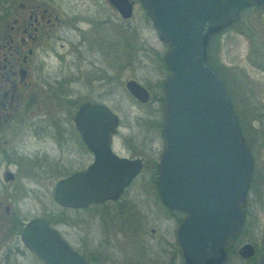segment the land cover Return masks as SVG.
Wrapping results in <instances>:
<instances>
[{"label": "flooded vegetation", "instance_id": "obj_1", "mask_svg": "<svg viewBox=\"0 0 264 264\" xmlns=\"http://www.w3.org/2000/svg\"><path fill=\"white\" fill-rule=\"evenodd\" d=\"M128 2L130 12L124 16L109 0L89 3L81 0H0V161L37 167L48 164L63 169L52 182L49 204L39 202L38 210L36 206L25 210V201L31 198L30 187L7 188L5 185L14 179V174L6 163L0 183V189L3 188L0 191V264H44L21 236L25 223L33 218L53 228L70 247L82 253L89 264H186L176 232L187 213L167 206L159 194L157 174L162 148L155 154L153 150L135 151L132 145L124 144L119 139V116L106 101L111 91H107L104 84L111 80L118 84L121 81L122 52L129 51L130 66L136 64V26L130 25L128 38L122 23L132 19L137 3L149 19L140 0ZM259 8H264V3L243 7L236 19L213 32L209 40L232 26L244 11ZM219 74L224 82L220 71ZM128 79L131 77L124 80V87L130 94L125 86ZM148 98L149 90L144 102ZM161 99L163 101V96ZM64 102L70 106L68 113H42V105L50 109V105ZM83 102L105 104L116 113L117 126L110 136L109 149L119 157L138 158L140 166L115 197L77 207L64 206L53 198L55 181L86 168L94 160L93 150L74 120ZM46 130H50L54 138L52 160L41 153L40 147L27 154L35 161L20 160L19 155H24L25 147L14 144V138L24 135L25 131L39 135ZM248 148L253 158L249 145ZM141 174L143 178L135 182ZM252 176L253 170L242 203L241 226L223 244L224 258L213 264H225L234 253L243 260L258 254L256 264H260L264 225L258 244L249 239L234 243L243 224L248 219L252 222L254 217H247L245 207ZM33 198L38 200L35 194ZM38 238L42 239L40 232L35 234V241ZM243 243L253 247L248 257L237 253Z\"/></svg>", "mask_w": 264, "mask_h": 264}, {"label": "water", "instance_id": "obj_2", "mask_svg": "<svg viewBox=\"0 0 264 264\" xmlns=\"http://www.w3.org/2000/svg\"><path fill=\"white\" fill-rule=\"evenodd\" d=\"M109 1L122 15L129 14L128 0ZM140 2L158 38L167 44L159 194L167 206L187 213L176 232L186 264H213L224 258L223 244L241 226L253 158L223 80L207 60L206 48L209 36L236 19L243 7L264 0ZM125 86L138 101L147 99L148 90L137 80L128 79ZM117 119L105 104L83 102L78 106L76 128L93 150L94 160L55 181L57 203L77 207L113 198L138 171V158L119 157L109 149ZM37 232L42 234L40 241H35ZM21 236L44 264H89L39 218L25 223ZM237 253L248 257L253 247L243 243ZM259 262L264 264V233Z\"/></svg>", "mask_w": 264, "mask_h": 264}, {"label": "rangeland", "instance_id": "obj_3", "mask_svg": "<svg viewBox=\"0 0 264 264\" xmlns=\"http://www.w3.org/2000/svg\"><path fill=\"white\" fill-rule=\"evenodd\" d=\"M81 1L89 3L91 0ZM131 24L136 26L137 31L136 64L134 67L130 66L129 51L126 54L122 52L121 81L118 84L111 80L104 84V88L111 91V95L106 96V101L119 116V139L126 145H132L135 151L153 150L152 152L155 151L156 154L163 145L161 97L162 80L168 74L163 61V52L167 44L158 38L157 30L144 15L138 3L132 19L122 23L128 38ZM208 46V52L221 72L227 92L232 97V106L238 114L242 136L254 158L252 185L245 205L247 217L251 218L252 215L254 217L252 222L248 219L243 224L242 231L234 243L240 244L243 240L249 239L258 244V236L264 225V8L241 13L232 26L213 35ZM58 50L63 49L58 47ZM127 77L134 78L149 90L146 102H137L130 96L124 87V80ZM42 107V113L48 114H66L70 109L65 102L50 105V109H46L47 105ZM14 142L25 147L24 155H19L22 161H35L27 154L37 147L43 150L41 153L46 155L49 161L52 160L51 156L54 153L51 145L54 144V138L50 130L42 131L39 135H31L25 131L24 135L16 136ZM10 156H13V153ZM6 163L8 162L0 161V183L3 181L1 177ZM7 168L14 174V179L8 182V186L5 185L7 188L30 187L28 192L31 198L25 201V210L32 206L33 209L36 206L38 210L39 202L49 204L52 182L63 172V169L48 164L37 167L11 162L7 164ZM143 176L144 174H141L135 182ZM34 194L38 196V200L33 198ZM257 259L258 254L243 260L234 253L225 264H256Z\"/></svg>", "mask_w": 264, "mask_h": 264}, {"label": "trees", "instance_id": "obj_4", "mask_svg": "<svg viewBox=\"0 0 264 264\" xmlns=\"http://www.w3.org/2000/svg\"><path fill=\"white\" fill-rule=\"evenodd\" d=\"M208 48H209V46H208V44H207V60L217 69V71L219 72V70H218V67L214 64V61H213V59H212V56L209 54V52H208ZM225 82V81H224ZM225 87H226V85H225ZM226 90H227V88H226ZM235 114L237 115V117H238V114L236 113V111H235Z\"/></svg>", "mask_w": 264, "mask_h": 264}]
</instances>
